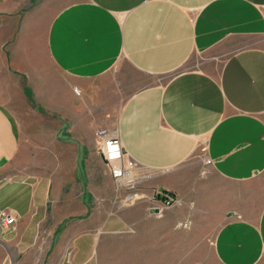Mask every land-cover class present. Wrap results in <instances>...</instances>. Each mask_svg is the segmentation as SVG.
Segmentation results:
<instances>
[{"label":"crops","instance_id":"crops-1","mask_svg":"<svg viewBox=\"0 0 264 264\" xmlns=\"http://www.w3.org/2000/svg\"><path fill=\"white\" fill-rule=\"evenodd\" d=\"M47 4L58 7L44 26L36 15ZM42 56L80 97L69 85L59 95ZM134 72L153 79L140 86ZM107 75L113 91L127 93L107 133L133 163L134 212L155 191L185 201V163L198 149L226 183L264 176V0H0V212L15 217L0 227V264L24 253L61 264L70 242L76 264L91 262L96 237L84 227L91 208L78 172L86 148L62 126L86 117L85 85ZM33 117L54 126L55 160L33 146ZM258 195L214 189L211 206L224 221L213 240L219 264H264Z\"/></svg>","mask_w":264,"mask_h":264},{"label":"rangeland","instance_id":"rangeland-1","mask_svg":"<svg viewBox=\"0 0 264 264\" xmlns=\"http://www.w3.org/2000/svg\"><path fill=\"white\" fill-rule=\"evenodd\" d=\"M57 7L56 4H47L38 12L36 16L40 25H48ZM203 59L204 57L200 55L193 56L187 62V66H194ZM41 60L43 67L47 69L48 79L53 80L54 89L59 91V95L62 88L65 90L67 85L70 86L71 97L82 95L81 91H76L74 88L75 82L59 73L48 57L42 56ZM132 79L142 86L153 78L134 72ZM114 80L111 75H107L87 83L85 86L90 92V101L86 104V117L80 118L79 121L75 117V121L70 120L62 126L69 128L74 138L76 137L81 146L86 148L85 156L79 158L78 168L80 180L87 186L85 193L87 206L91 208V211L85 215L84 227L86 232L89 231L96 237L92 259L87 264H219L213 253V240L217 229L224 221L211 206L214 189L225 188L258 193L259 195L255 196L252 202L255 207L262 206L264 176L246 184L226 183L209 172V163L203 156L204 151L198 149L185 163L192 177V181L186 186L188 197L185 201L163 210L160 217L152 215L149 211L153 202L144 204L138 209L141 212H134L133 207L140 200L130 202L126 198L130 194L140 193L136 191L137 186L135 190L117 188L116 183L107 174L106 167H97L99 140L96 133L115 128L121 105L127 95L122 91H113ZM32 123L33 146L49 147L46 152L47 158L55 160L53 155L55 150L51 148L55 133L54 126L34 117ZM34 135L38 136L37 139ZM73 221L74 219L71 218L64 221L61 226L65 227L69 223L71 225ZM58 231L60 229H57ZM52 239L56 242L59 239L58 234ZM67 246L61 264H76L72 243ZM56 262L54 264H57ZM15 264L40 263L33 259L30 253H24L16 257Z\"/></svg>","mask_w":264,"mask_h":264},{"label":"built area","instance_id":"built-area-1","mask_svg":"<svg viewBox=\"0 0 264 264\" xmlns=\"http://www.w3.org/2000/svg\"><path fill=\"white\" fill-rule=\"evenodd\" d=\"M96 136L99 140V153L108 168L110 177L116 183V187L135 190L137 185H135L136 182L133 179V163L124 161V154L119 139L107 133L106 130L98 131ZM202 150L204 151V149ZM207 163H209L208 159ZM139 198L140 196L136 193L128 195L126 200L134 202ZM153 198V206L149 211L157 217L162 216L163 210L177 204L179 205V201L167 191H155ZM14 222L15 217L8 212H0V227L3 231L8 230L9 226Z\"/></svg>","mask_w":264,"mask_h":264}]
</instances>
